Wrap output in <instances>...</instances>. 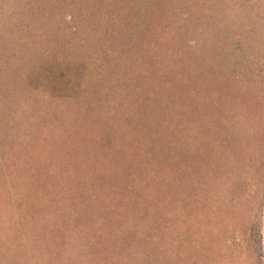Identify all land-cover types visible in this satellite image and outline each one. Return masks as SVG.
<instances>
[{"label":"rangeland","instance_id":"1","mask_svg":"<svg viewBox=\"0 0 264 264\" xmlns=\"http://www.w3.org/2000/svg\"><path fill=\"white\" fill-rule=\"evenodd\" d=\"M257 29L264 0H0V264H264Z\"/></svg>","mask_w":264,"mask_h":264},{"label":"trees","instance_id":"2","mask_svg":"<svg viewBox=\"0 0 264 264\" xmlns=\"http://www.w3.org/2000/svg\"><path fill=\"white\" fill-rule=\"evenodd\" d=\"M222 1V0H221ZM198 2H201V1H198ZM204 5V4H203ZM224 9L222 10V15L227 13L226 15H230L228 14V11H226V7H223ZM120 17L119 16H114L113 17V20L115 22V24H119L120 23ZM112 24V23H110ZM99 27V24L97 25L96 29ZM259 28H261V26H258ZM255 29H256V26L255 28L253 27V33H255ZM260 31L258 32V29L256 30V35L259 36V44H263L264 43V37L261 36V32H263V29H259ZM115 33V32H114ZM115 37V38H114ZM114 37L111 38V40H114L115 42V45L112 46V48H109V46H107L109 49V54L113 53L114 50H118L117 51V54L115 55L114 58L110 59L107 61V63L111 62L112 60H115L117 58V61L120 59L118 54L119 53H123V50L127 49V45H126V42L125 40H122L120 39L117 34L115 33L114 34ZM257 40H258V37H257ZM111 47V46H110ZM114 48V49H113ZM46 56V55H45ZM44 56V57H45ZM61 61L62 65L59 66V71H55V73H52L53 75L51 76V79L49 81V84L50 85H53V87L51 89H54V88H57V92L61 93L65 90H72V87L71 86L73 84V81H74V76L76 75V69L77 71L80 73L81 71L78 69V68H75V67H78L76 65L77 61L75 60L74 63L71 62V60H69V58H62L59 60V62ZM103 61V60H102ZM102 61L99 62V63H96L97 67L99 66V64H102ZM105 63V62H104ZM80 63L78 62V65ZM96 66L93 65V68H95ZM104 69H110V67L108 66H102L101 68H98V70L102 71ZM103 72V71H102ZM262 76V75H261ZM263 77V76H262ZM55 86V87H54ZM60 89V91H59ZM60 93V94H61ZM260 130V129H258Z\"/></svg>","mask_w":264,"mask_h":264}]
</instances>
